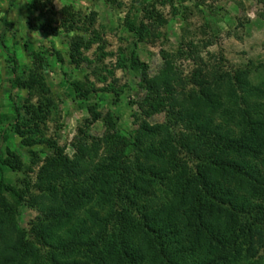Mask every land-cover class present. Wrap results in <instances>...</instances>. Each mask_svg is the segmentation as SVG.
Masks as SVG:
<instances>
[{
  "label": "trees",
  "instance_id": "trees-1",
  "mask_svg": "<svg viewBox=\"0 0 264 264\" xmlns=\"http://www.w3.org/2000/svg\"><path fill=\"white\" fill-rule=\"evenodd\" d=\"M28 8L36 32L75 27L72 8L59 11L55 0H29ZM147 15L155 22L129 20L140 41L163 22L155 10ZM190 49L200 65L188 81L170 55L153 77L131 59L146 91L131 138L95 107L72 156L20 130L27 145L45 143L52 155L32 187L0 181V264H264V81L255 85L250 69L206 68L197 46ZM51 105L45 98L24 125L37 128ZM162 112L166 123L148 122ZM99 120L106 132L93 138L88 130ZM3 164L22 169L14 157ZM24 204L38 213L30 231L18 223Z\"/></svg>",
  "mask_w": 264,
  "mask_h": 264
},
{
  "label": "rangeland",
  "instance_id": "rangeland-1",
  "mask_svg": "<svg viewBox=\"0 0 264 264\" xmlns=\"http://www.w3.org/2000/svg\"><path fill=\"white\" fill-rule=\"evenodd\" d=\"M28 6L29 0H0V181L19 189L36 183L52 155L45 143L27 145L29 135L25 139L20 130L32 129L36 139L53 141L72 156L74 140L91 118L89 108L95 107L103 117H117L125 137L134 136L139 127L135 104L146 91L141 76L131 69V59L145 64L153 77L165 69V55H170L188 81L200 65L192 56L193 44L206 68L231 74L250 69L255 85L264 81L261 0H55L57 10L70 7L76 16L74 29L62 30L59 36L32 30L29 22L36 14ZM152 10L163 22L154 23L156 36L140 41L129 22H155L147 19ZM76 44L81 46L79 55ZM45 98L52 100L47 118L37 128L26 127L29 111H39ZM166 121V112L148 120L151 125ZM105 132L103 120L88 130L93 138ZM9 157L17 158L22 169L5 166ZM37 215L24 204L19 226L30 231Z\"/></svg>",
  "mask_w": 264,
  "mask_h": 264
}]
</instances>
